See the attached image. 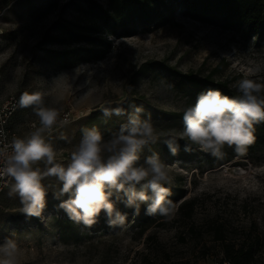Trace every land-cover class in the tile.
I'll return each mask as SVG.
<instances>
[{
    "label": "rangeland",
    "instance_id": "obj_1",
    "mask_svg": "<svg viewBox=\"0 0 264 264\" xmlns=\"http://www.w3.org/2000/svg\"><path fill=\"white\" fill-rule=\"evenodd\" d=\"M166 4L154 25L127 36L122 30L101 32L99 6L106 9L108 0H0V108L15 99L12 132L23 137L39 126L32 109L20 108L18 101L24 92L43 93L45 105L70 121L54 127L49 137L58 159L67 163L82 128L95 126L107 139L126 122V115L104 117L102 106L129 113L130 104L142 106V118L150 115L158 133L182 129V110L208 89L182 82L168 68L226 82L236 94L239 79L264 80V71L251 73L257 66L264 69V35L240 23L195 18L184 0ZM64 26L82 30V41H75L79 36L73 31L64 33ZM94 38L99 57L78 59L74 48L91 47L88 40ZM165 138L146 147L140 162L156 152L168 165L170 219L147 215L143 204L136 215L113 196L117 210L127 214L125 223L110 226L102 211L89 228L58 207L68 195L57 198L62 183L47 178L41 217L20 212L8 187L0 195V243L16 241L19 264H232L223 260L226 243L253 246L254 254L238 264H264V147L210 162L197 148V155L186 151L185 159L173 155ZM229 152L225 147L224 155ZM191 201L188 217L190 204L184 203Z\"/></svg>",
    "mask_w": 264,
    "mask_h": 264
},
{
    "label": "clouds",
    "instance_id": "obj_2",
    "mask_svg": "<svg viewBox=\"0 0 264 264\" xmlns=\"http://www.w3.org/2000/svg\"><path fill=\"white\" fill-rule=\"evenodd\" d=\"M261 71L264 69L257 66L251 73ZM234 88L237 94L233 97L223 95L219 89L201 92L193 104L182 110L183 128L167 133L157 132L150 115L142 118V106L130 104V113L124 107L102 106L104 117L126 115V122L107 139L95 126L82 128L67 163L58 159L49 137L54 127H64L70 121L61 118L58 108L45 105L43 93L24 92L18 106L31 108L39 126L33 125V131L23 137L14 136L9 144L0 147V181H6L9 196L19 199L20 212L28 216H42L49 191L44 181L55 178L62 187L54 195H68L58 207L77 224L90 228L103 211L110 226L123 225L127 214L117 210L113 196L125 207L133 208L136 215L143 204L147 215L170 219L171 191L165 186L172 183L168 165L156 152L141 163V153L163 135L173 155L179 150L178 140L185 141V151L196 147L223 158L227 147L243 155L254 141V125L264 122V80L245 76ZM18 255L14 239L5 238L0 243V264H19Z\"/></svg>",
    "mask_w": 264,
    "mask_h": 264
},
{
    "label": "trees",
    "instance_id": "obj_3",
    "mask_svg": "<svg viewBox=\"0 0 264 264\" xmlns=\"http://www.w3.org/2000/svg\"><path fill=\"white\" fill-rule=\"evenodd\" d=\"M90 1V0H86ZM186 9L189 14L200 20H207L212 22H229L240 23L246 26L250 33H255L259 37L264 35V0H184ZM167 0H108V7L102 9V33L117 34L118 30H122L123 34L127 36L133 35L137 30L144 29L150 25H154L158 18L166 10ZM64 26L62 31L64 33L78 34L75 41H82L81 33L78 30H70ZM75 29V28H74ZM98 38L88 40L91 47H76L74 48L75 56L78 59L87 56V60H92L99 57L98 48L96 44L99 42ZM110 45V42L108 43ZM82 58V59H83ZM64 59H67L64 56ZM171 74L179 78L182 82H188L193 86H198L203 89H219L223 95L233 97L236 93L231 92L226 82H211L208 78H197L190 73L182 72L176 68H168ZM254 141L247 146L246 152H252L257 148L264 147V122L254 125ZM180 145L177 156L185 159L186 154L185 141L178 140ZM171 153V151H170ZM196 147L190 151V155H197ZM236 153L231 149V152L224 155L223 159L231 160ZM175 155V156H176ZM215 159H220L208 154V160L212 162ZM185 202V201H184ZM189 205V212L187 216L190 217L193 212V202L184 203ZM108 219V218H107ZM223 237L219 236L218 239ZM224 248V261H230L232 264H238L240 258L254 254L253 246L245 250L242 244L239 248L235 244L226 243Z\"/></svg>",
    "mask_w": 264,
    "mask_h": 264
},
{
    "label": "built area",
    "instance_id": "obj_4",
    "mask_svg": "<svg viewBox=\"0 0 264 264\" xmlns=\"http://www.w3.org/2000/svg\"><path fill=\"white\" fill-rule=\"evenodd\" d=\"M14 106L15 99L11 98V100H7L5 104L0 108V147L9 144L14 136L19 137L15 132H12L9 126V119L14 111ZM5 184L6 181H0V195L7 188Z\"/></svg>",
    "mask_w": 264,
    "mask_h": 264
}]
</instances>
